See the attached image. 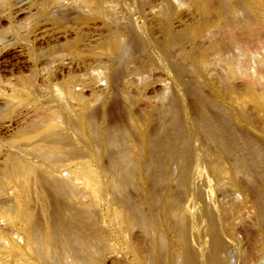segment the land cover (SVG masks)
Wrapping results in <instances>:
<instances>
[{
  "label": "bare ground",
  "instance_id": "bare-ground-1",
  "mask_svg": "<svg viewBox=\"0 0 264 264\" xmlns=\"http://www.w3.org/2000/svg\"><path fill=\"white\" fill-rule=\"evenodd\" d=\"M48 1L45 10L61 8L64 4V0ZM110 1L98 0L97 4ZM137 1L148 6L154 0ZM182 1L160 0L157 15L165 36L164 44L159 48L168 61V68L176 71H173L174 77L184 99L161 95L162 103L150 106L149 113L143 117H132L127 112V117L134 122L131 128L114 122L98 132V110L84 115L75 104L79 107L74 106L76 113L74 103L56 97V108L43 113L41 121H33L27 128L14 133L13 138L25 139L26 144L20 145L23 149L19 144L10 147L9 160L5 165L0 164V219L24 240L20 246L1 229L0 261L10 257L16 264H104L103 256L121 253L120 250L119 253L117 250L108 252L107 237L95 226L97 213L90 203H105L109 225L118 237L124 238L125 234L135 231L136 240L121 247L129 260L125 263L116 257L119 264H232L230 258L222 255L230 242L226 240L229 238L228 214L220 197L228 191L240 193L244 204L250 199L255 201L257 233L252 237V248L255 254L264 255V176L262 172L251 174L252 161H264V127L258 128L255 120L252 123L243 112V105L249 102L264 120V83L261 81L264 74V0H185L187 4L191 3L199 19L178 34L173 27L176 25L173 24L174 10ZM3 3L10 6V0H3ZM52 13L50 9L46 15ZM152 13L149 11V16ZM110 14L114 15V12ZM143 15L147 17L145 12ZM238 15L242 17L239 23ZM46 20L44 23L48 24ZM43 27L45 24L38 31ZM211 29L224 32V40L209 38V53L191 58L194 75L183 80L184 74L190 72L185 66L170 62L173 44L189 38L200 40ZM130 45L134 52L142 51L141 41L136 36ZM241 46L245 60L239 64L227 54ZM108 47L115 49L119 58L128 51L117 38L109 41ZM208 54L217 55L213 64L221 63L225 69L217 81L227 94L230 92V101L237 102L236 111L211 109L214 100L223 98L217 89H212L211 98L202 94V86H208L211 81ZM250 60L255 68L254 76L247 73ZM74 64L68 62L65 65ZM236 74L244 80L246 90L243 95L232 97L229 81ZM64 94L76 103L81 101L80 96L69 89ZM6 99L13 103L15 96L11 94ZM222 101L225 103L226 100ZM149 119L156 120V126L150 127ZM13 124L14 121L9 120L0 129H10ZM60 125L77 131L66 137ZM240 125L257 131L260 140H250L239 131L243 130L238 129ZM85 132L91 138H80ZM31 134H38L39 138H30ZM33 142L45 145L32 150L29 146ZM82 142L87 146L60 151L59 155L41 151ZM194 146L202 150L201 156L206 162L203 169L197 167V161L190 156L189 151ZM101 149H104L106 164L102 163ZM48 165L50 170H44L43 167ZM64 166L71 167L72 172L62 177L57 172ZM238 172L245 175L243 183L237 180ZM192 175L196 178L193 181ZM101 177L111 187L109 199ZM223 178H227L229 190L225 188ZM195 182H199V188ZM29 186H37L36 189L45 195L43 201L52 208L48 217H43L47 221L33 215L31 202L36 197L29 194ZM84 198L86 202H83ZM228 213L233 217L238 211ZM4 241H7L6 245ZM233 245L237 254L235 264H238L242 254L236 248L237 243ZM242 258L244 263L246 256Z\"/></svg>",
  "mask_w": 264,
  "mask_h": 264
},
{
  "label": "rangeland",
  "instance_id": "rangeland-1",
  "mask_svg": "<svg viewBox=\"0 0 264 264\" xmlns=\"http://www.w3.org/2000/svg\"><path fill=\"white\" fill-rule=\"evenodd\" d=\"M18 1L21 3L15 5ZM154 1L156 2V0ZM154 1L148 6H143L137 0L124 2L111 0V3L101 5L97 4L98 0H64L61 8L50 7L45 10L49 3L48 0H10V6L0 0V126L6 125L9 120L14 121L12 128L0 129V156L5 154L0 158V164L5 165L9 160L10 147L16 144L19 146L26 144L25 139L13 138L14 133L19 129L27 128L33 121H41L43 113L56 108V97L63 102L74 103L73 107L75 106L77 109L79 107L75 104H78L84 115L98 110L100 112L97 115L96 130L98 132L110 127L114 122H121L130 127L134 122L127 117V112H130L132 117H143L149 113L150 106H158L162 103L163 96L161 97V95L185 98L181 87L176 83L173 73L176 71L168 68V61L159 48L160 45L164 44L165 36L157 15L159 11L157 5L160 4V0H157V4ZM183 1L185 2V0ZM183 1L181 2L182 5L181 3L177 4L180 6L179 8L175 6L174 10L176 17L174 15L173 20L176 19V21H173V24L176 25L173 27L178 34L185 31V28L188 29L195 25L199 19L193 7L190 6L191 3L185 2L183 4ZM50 9L53 10V13L46 15ZM152 9L155 10L152 11L153 13L151 12ZM149 11L152 13L151 16H149ZM110 12H114V15ZM143 12L147 17H144ZM100 13L104 15L100 16ZM45 20L48 24L44 23ZM241 20V15H238L237 22L239 23ZM177 22L179 23L177 24ZM44 24L45 27L38 31V28ZM41 31L43 32L41 33ZM134 36L141 41L142 51L134 52L132 50L130 43ZM224 37V32L211 29L200 40L189 38L176 42L172 46L169 60L175 66L181 64L188 69L190 73L184 74L185 76L182 78L186 80L188 75H194L191 58L193 56H205L209 53L207 49L209 38L224 40ZM116 38L128 49L127 54L121 58L116 56L115 49L112 50L108 47V42ZM242 50L244 48L241 46L240 49H234V52L227 54V56L234 57L240 64L245 60ZM248 51L252 52L251 50ZM260 54L262 55L263 52ZM217 57L215 54H208L207 56L211 81L208 86H202V94L211 98L212 89H217L223 98L214 101L211 99L213 101L211 109H218L223 112H227L229 109L233 112V110L238 109V105L237 102L230 101V92L227 94L217 81V78L225 72L221 63L213 64ZM68 62L75 64L65 65ZM250 64L247 73L254 76L255 68L252 60H250ZM262 75L261 81L264 83V74ZM229 82L232 86V97L241 96L245 93L246 84L239 74L232 76ZM259 88L261 87L258 86ZM67 89L78 94L81 101L76 103L66 97L64 92ZM59 93L62 94L59 96ZM11 94L15 96L13 103L6 99ZM160 97L161 100H159ZM222 100H226L225 103ZM75 107L73 109L77 113ZM190 111V107L187 105V112L190 113ZM243 112L247 114L252 123L254 119L257 126H260L258 128L263 129L264 120L257 114L251 103L248 102L243 105ZM71 119L74 121L73 118ZM156 123V120L149 119L148 125L154 127ZM239 127L238 129H243L239 131L245 133L250 140H260L257 131L254 132L252 129L246 128L245 125ZM60 129L66 137L77 131L73 127L72 129H64V125H60ZM29 137L39 138V135L31 134ZM82 137L91 138L90 134L86 132L81 133L80 138ZM85 143L82 142L79 145L72 143L59 149L43 148L41 151L59 155L60 151L84 148L87 146ZM38 145L42 147L45 144L33 142L29 148L37 150L40 148L37 147ZM262 145L264 147V142ZM19 148L23 149L21 146ZM100 151L104 154V149ZM189 152L192 159L197 161V167L203 169L206 162L201 156L202 150L198 146H194ZM102 157V163L106 164L108 161L105 154ZM253 162L256 161H252L251 169L253 172L251 174L254 176L258 172H262L264 176V161ZM43 168L46 171L50 170L49 165ZM95 168L98 170V167ZM172 170L175 171V167ZM71 172V167L64 166L59 168L57 174L65 177ZM236 176L239 182H244L245 175L243 173L238 172ZM101 178L102 187L104 186L105 193L109 194V199L111 187L106 179ZM191 179L193 181L196 178L192 175ZM223 179L226 182L225 188L229 190L227 178ZM76 186L78 189L80 188V185ZM196 186L199 188V182L196 183ZM29 187V194L36 197L31 202L33 215L47 221L43 217L51 212L52 208L43 201L42 198L45 195L36 189L37 186ZM32 188H35L34 191H31ZM10 193L11 191H8V194ZM135 197L133 195V198ZM220 199L228 214L226 224H228V236L231 239H226L230 244H227L226 253L224 252L222 255L230 258V262L235 264L237 254L233 244L237 243L236 248L242 254L238 264H264V255L255 254V250L252 248V237L257 233L254 220L255 201L250 199L244 204L240 193H231L230 191ZM86 201L87 199L83 202ZM90 204L97 213L94 220L95 226L103 231L107 237V244L110 247L108 252L114 253L117 250L119 253L120 250L122 253V255H120L121 253H114L103 256L104 264H119L121 259L125 263L128 262L129 259L122 252L121 247L126 242L136 240L135 231L125 234L124 238L118 237L109 225L108 206L105 203ZM230 210H237L238 214L230 217L228 213ZM1 229L9 234V238L16 241L18 245H22L24 240L22 235L10 231L4 219H0V231ZM4 244L6 245L7 241H4ZM242 256H246L244 263ZM116 257L120 260L117 261L118 258ZM114 258L117 262H114ZM0 264L16 263L7 257V259L1 260Z\"/></svg>",
  "mask_w": 264,
  "mask_h": 264
}]
</instances>
